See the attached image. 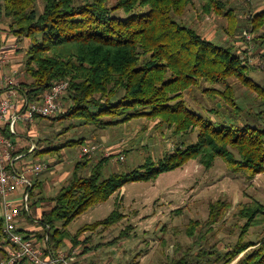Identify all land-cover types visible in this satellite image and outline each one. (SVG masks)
I'll use <instances>...</instances> for the list:
<instances>
[{
  "label": "trees",
  "instance_id": "1",
  "mask_svg": "<svg viewBox=\"0 0 264 264\" xmlns=\"http://www.w3.org/2000/svg\"><path fill=\"white\" fill-rule=\"evenodd\" d=\"M222 4L221 0H203L202 9L231 20L233 13L229 9L224 12ZM193 5V0H0V24L8 26H0L1 33L15 37L17 43L24 39L30 42L23 65L28 81L20 84L21 92L36 102L55 84L69 85L62 98L67 112L37 120L74 119L105 129L146 119L170 129L177 141L173 151L157 163L148 159L134 170L108 178H103L102 170L109 158L95 164L85 155L77 161L58 193L43 198L52 205L39 222L45 230L48 227L51 254L61 252L66 240L72 249L85 245L93 234L108 231L123 220L118 205V210L104 220L86 224L73 234L67 230L77 217L108 201L129 183L155 181L160 174L182 168L191 160L210 169L219 158L234 172L242 171L248 180L264 173V88L249 76L260 69L249 64L247 51L238 53L234 44L218 45L178 22ZM235 22H229L230 35L236 31ZM246 28L254 36L253 42L264 47V9L246 21ZM238 84L252 94L251 107L245 104L247 96L237 94ZM192 90L217 102L208 113L217 116L218 123L187 104L185 96ZM237 120L243 123L233 125ZM195 132L196 141L188 143V136ZM44 143L45 148L36 152L35 158H54L73 147H80V152L88 149L82 138L56 146L47 139ZM24 150L28 149L22 148L18 154ZM87 169L89 174L84 175ZM29 196V211L22 207L20 211L30 220L34 188ZM230 208L223 201L211 203L205 223L208 230L222 222ZM238 210L236 216L244 223L238 225L234 245L223 252L200 249L193 258L187 250L168 264H264V236L256 242L245 238L251 228L262 227L264 231V205L254 199ZM198 227L199 222H191L186 229L188 236L193 237ZM129 229L103 246L118 244ZM86 232L91 234L81 242ZM0 242L8 244L1 216ZM99 246L85 247L83 252ZM174 252L175 256L180 253V245Z\"/></svg>",
  "mask_w": 264,
  "mask_h": 264
},
{
  "label": "rangeland",
  "instance_id": "2",
  "mask_svg": "<svg viewBox=\"0 0 264 264\" xmlns=\"http://www.w3.org/2000/svg\"><path fill=\"white\" fill-rule=\"evenodd\" d=\"M193 1L194 5L187 8L178 22L196 30L204 38L218 45L234 44L239 49L238 53L247 51L246 56L252 67H257L255 63L257 60H264V47H259L253 42L254 36L246 28V21L264 9V0H221L224 6L223 11L229 9L233 13L231 20L215 12L204 13L202 9L203 0ZM230 21H236V31L233 35L229 33V30L231 31ZM0 26L8 28L4 24H0ZM245 33L250 35L251 41L242 38ZM28 44L29 41L26 39L16 43L17 52L20 49L25 55V50L30 45ZM252 45L253 51L246 50L248 46ZM21 72L24 74L23 70ZM5 74L7 73L5 72ZM16 76L18 79L21 77L20 74ZM249 76L255 84L264 88V75L260 70L251 72ZM24 79L25 82L28 81L25 75L22 82ZM235 87L238 95L247 96L245 104L251 107L249 100L252 99V94L241 88L239 84ZM185 101L212 123L216 124L220 121L217 116L208 113L210 108L217 105V102H212L199 90H192L185 96ZM61 104L66 110L62 99ZM254 108L258 112V108L255 106ZM65 110L64 113L67 112ZM241 123H243L241 120L233 121V125ZM33 127L37 129L34 144L38 148L46 146L44 143L46 139L52 143V146L60 145V143L70 139H84L88 148H95L87 159H91L95 164L102 158L110 159L102 170L103 178H108L111 174L134 170L148 159L157 163L163 159L164 155L172 152L177 143L170 129L160 128L156 122L146 119H137L124 125L105 129L80 124L74 119L57 121L40 119V121L37 120L26 125L25 129L31 131ZM25 141L26 143L23 141L24 144L22 145L27 148L29 142ZM186 141L188 143L195 142L196 132L189 135ZM80 150V147H73L64 149L54 158H51L50 155H47L48 158L46 159L45 157L39 158L41 162L49 160L44 163L50 169L43 171L40 175L43 177L46 198L54 197L58 193L55 187H52V190L51 187H48L51 180L60 177L65 172L69 176L75 163L83 158ZM121 156L125 157L124 161L119 160ZM36 161H29L28 163ZM60 163H63V168L57 171L54 165L57 166ZM83 174H89V170H85ZM254 199L264 205V173L248 180L242 171L234 172L219 158L215 160L210 169H205L198 161L191 160L182 168L160 174L155 181L133 182L125 185L123 193L119 191L108 201L91 207L72 221L67 226V230L73 234L86 224L104 220L112 212L117 211L119 205V211L124 215V219L112 229L103 232L105 233L103 239L110 242L122 232H126L128 227L131 228L130 231L128 230L129 234L125 239L119 240L118 244L101 245L103 249L100 250V253L97 254L96 252L97 256H91L95 261L93 264H168L173 257L177 259V257L186 254L187 250L193 258L200 249L223 252L228 246L234 245L239 236L238 225L242 226L244 223L239 221L236 216L238 209L241 205L250 203ZM216 201L229 203L231 208L223 221L216 224L212 229L213 231H210L205 223L209 214V205ZM43 203L50 204L48 200ZM47 206L43 204L40 207L38 202L31 200L29 214L31 219L29 220L28 217L23 219L24 223L29 225L31 229L36 227V230L29 234L38 239L42 235L48 234V227L45 230L39 223L43 216L41 209L47 210ZM37 207H40V210ZM191 222H199L200 224L193 237H189L186 232ZM201 227L203 229L199 232ZM263 236L262 227L251 228L245 238L247 241L256 242ZM103 239L99 238L98 243ZM178 245H180V253L175 256L174 250ZM0 247L5 250L8 244L0 242ZM59 251L73 255L72 249L70 251L67 246ZM6 259V250L4 252L0 250V264H5ZM74 261L76 264L75 259Z\"/></svg>",
  "mask_w": 264,
  "mask_h": 264
},
{
  "label": "built area",
  "instance_id": "3",
  "mask_svg": "<svg viewBox=\"0 0 264 264\" xmlns=\"http://www.w3.org/2000/svg\"><path fill=\"white\" fill-rule=\"evenodd\" d=\"M247 41L251 40L249 34L245 33ZM251 52L253 45L247 47ZM6 56L0 53V62L5 63ZM264 75V60L255 62ZM7 87L0 88V216L3 221V232L8 247H6L7 259L5 264H17L26 262L30 264H73L71 255L59 252L51 254L48 249V234L42 241L34 235L25 234L21 231L23 217L21 207L29 211V192L25 191L20 202L12 198L21 188H30L28 177H38L43 171L49 169L44 162H23L20 170L16 169V163L23 157L18 154L20 150L15 142L8 138L5 132L11 136H17L16 125L21 123L24 127L32 124L37 117H53L64 112L61 99L68 91L67 82L55 84L43 97L32 102L24 93L19 96L16 88L18 85L9 78L3 77ZM35 145L29 148V152L35 150ZM94 147L82 149L81 156H90ZM125 157H119L124 161Z\"/></svg>",
  "mask_w": 264,
  "mask_h": 264
},
{
  "label": "crops",
  "instance_id": "4",
  "mask_svg": "<svg viewBox=\"0 0 264 264\" xmlns=\"http://www.w3.org/2000/svg\"><path fill=\"white\" fill-rule=\"evenodd\" d=\"M16 38H14L13 36H9L7 33L2 32L0 34V41H1V46H0V53H2V57L6 56L7 60L5 61V63L2 64V62H0V88H5L7 87L6 82L4 80V76L11 78L15 84H17L18 86L16 87L19 91V96H23L21 93V88H20V84L25 82H22V78L24 77V74L21 72L23 70V65H24V54H22V52L20 51V49L17 52V48L15 46V44L17 43ZM30 44V42H29ZM28 44V45H29ZM5 72L7 74H5ZM21 75V77L18 79V77L16 75ZM35 121H37V118L35 119ZM34 121V122H35ZM33 122V123H34ZM34 128V129H33ZM30 130H28L27 128L25 129V127L19 122L16 125V131H17V136H12V140L15 142V144L19 147V149L21 150L23 149H28L27 151L24 150V152L20 155H23V157L19 160L18 163H16V169L20 170L21 164L23 162H29V161H36L39 160L40 157H42L41 155H39V157L35 158L34 155L36 152L43 150L45 147L44 146H40V148L36 147V145L34 144V140L36 138V134H37V129L35 127H33ZM29 135V136H28ZM11 136V135H10ZM23 139V140H22ZM29 142L28 147L26 148L25 146H23L22 144ZM24 141V143H23ZM35 145V150L33 152H29V148L31 146ZM48 158L47 156L45 157V159ZM49 160H46V162ZM58 166V167H57ZM57 166L54 165V167L57 169V171H60L63 168V163L58 164ZM53 167V166H52ZM51 167V168H52ZM41 175V174H40ZM40 175L38 177H28L30 180V184L31 187L30 188H21L17 194H15L14 196H12L13 199H15L16 202H20L22 197H23V193L25 191H28L30 194V191L33 190L34 188V199L32 201L34 202H38L39 206L42 207L43 204H45L48 207V209L50 210L52 208L51 203L47 204V203H43L47 200H43V198H46L47 196L44 195L45 193V186L43 185V177H40ZM70 175L68 176V173L65 172L64 174H62L60 177H55L54 179L51 180L50 185H48V187H55L56 191H59L61 186L66 183L69 179ZM124 191V187L121 189V192L123 193ZM121 195V193L119 194V196ZM31 199V198H30ZM40 207H37L38 210H40ZM44 210V208H42V215L44 213H48L49 211ZM24 224V226H23ZM22 224V229H24L25 231H35L36 227H33L31 229V227H29V225L27 226L26 223H24L23 221ZM91 233L90 232H86L84 233L81 237H80V241H84L86 238L89 237ZM105 236V233H99V234H93L92 235V241H90L89 243L83 245V244H79L77 247H75L74 249H72V244L69 240H66V246L67 249H72L73 251V261L74 259L76 260V264H93V262H95L91 256H97V254L100 253V250L103 249V247L101 245L108 243V241H106V239H103ZM101 238L103 239L101 242L98 243V239ZM91 244L95 245H100L97 249L94 250H90L86 253L83 252V249L86 247H90ZM72 255V254H71ZM72 261V262H73Z\"/></svg>",
  "mask_w": 264,
  "mask_h": 264
}]
</instances>
